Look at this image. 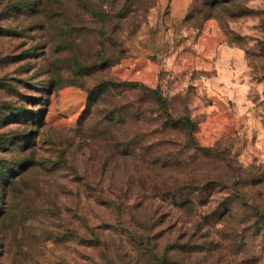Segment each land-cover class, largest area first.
<instances>
[{"label": "rangeland", "instance_id": "1", "mask_svg": "<svg viewBox=\"0 0 264 264\" xmlns=\"http://www.w3.org/2000/svg\"><path fill=\"white\" fill-rule=\"evenodd\" d=\"M172 1L61 0L52 19L21 9L2 16L0 157L17 175L5 191L0 264L90 263L77 236L90 241L111 222L99 197L111 200L131 181L116 139L171 140L159 148L170 156L157 181L220 169L223 198L238 183L230 214H264V0H191L180 16ZM102 82L158 89L171 115L194 123L197 146L220 158H196L181 136L162 137V121L129 84L87 112L88 92ZM114 108L124 122L107 123ZM178 152L191 158L177 166ZM136 193L129 188L132 199ZM261 226L244 264H264Z\"/></svg>", "mask_w": 264, "mask_h": 264}, {"label": "trees", "instance_id": "2", "mask_svg": "<svg viewBox=\"0 0 264 264\" xmlns=\"http://www.w3.org/2000/svg\"><path fill=\"white\" fill-rule=\"evenodd\" d=\"M60 3L61 0H0V20L6 11L11 13L20 9L52 19L55 15H49L51 5ZM128 84L140 91L141 101H146L162 121V137L170 134L181 136L187 152H195L194 157L199 154L205 158H220L221 154L216 149L197 146L193 140L194 123L187 114L171 115L167 101L158 89L136 83L102 82L89 90L87 112L96 108L102 98L112 97L110 92ZM5 109L10 110L12 119L19 115L9 105ZM124 114L119 108L106 109L104 118L107 123H122ZM144 137L146 139L142 135L125 141L115 140L116 151L128 163L131 181L128 189H119L111 200L99 197V204L111 211V222H102L95 227L97 231L93 229L90 241L85 236L76 235L81 239L79 244L93 254L92 259L85 260L89 264H244L250 256L245 254L244 247L248 243L254 247L261 238L264 214L255 207H250L253 213L249 217L237 219L230 214L229 203L239 200L238 183L233 180L229 197L223 198L222 190L228 183L220 169L200 173L201 169L194 168L186 177H163L157 181L170 156L159 148L171 140L158 141L157 138L151 141L150 136ZM4 140L0 137V143ZM176 155L174 161L177 166L182 163L180 161L191 158L180 152ZM10 171L8 163L0 157V194H3L0 218L5 215V191L17 175L11 176ZM129 188L137 189L133 199ZM245 230L249 231L247 235Z\"/></svg>", "mask_w": 264, "mask_h": 264}, {"label": "crops", "instance_id": "3", "mask_svg": "<svg viewBox=\"0 0 264 264\" xmlns=\"http://www.w3.org/2000/svg\"><path fill=\"white\" fill-rule=\"evenodd\" d=\"M190 2L191 0H173L171 5L174 11V14H176L177 16L182 15L186 11Z\"/></svg>", "mask_w": 264, "mask_h": 264}]
</instances>
